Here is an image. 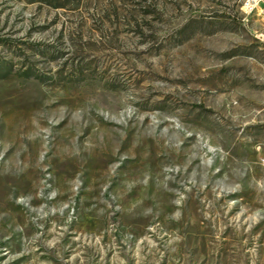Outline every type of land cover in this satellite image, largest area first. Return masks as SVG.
Instances as JSON below:
<instances>
[{
    "label": "rangeland",
    "instance_id": "rangeland-1",
    "mask_svg": "<svg viewBox=\"0 0 264 264\" xmlns=\"http://www.w3.org/2000/svg\"><path fill=\"white\" fill-rule=\"evenodd\" d=\"M264 0H0V264H264Z\"/></svg>",
    "mask_w": 264,
    "mask_h": 264
},
{
    "label": "built area",
    "instance_id": "built-area-1",
    "mask_svg": "<svg viewBox=\"0 0 264 264\" xmlns=\"http://www.w3.org/2000/svg\"><path fill=\"white\" fill-rule=\"evenodd\" d=\"M260 37L262 38V41H264V34H261Z\"/></svg>",
    "mask_w": 264,
    "mask_h": 264
}]
</instances>
